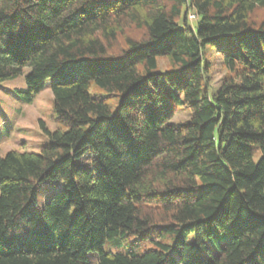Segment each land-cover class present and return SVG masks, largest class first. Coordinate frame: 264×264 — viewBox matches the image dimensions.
Returning <instances> with one entry per match:
<instances>
[{"label":"trees","instance_id":"1","mask_svg":"<svg viewBox=\"0 0 264 264\" xmlns=\"http://www.w3.org/2000/svg\"><path fill=\"white\" fill-rule=\"evenodd\" d=\"M21 75L65 129L0 156V264H264V0H0Z\"/></svg>","mask_w":264,"mask_h":264},{"label":"rangeland","instance_id":"2","mask_svg":"<svg viewBox=\"0 0 264 264\" xmlns=\"http://www.w3.org/2000/svg\"><path fill=\"white\" fill-rule=\"evenodd\" d=\"M190 19L195 20V15L190 14ZM210 60L212 67L210 72L211 85L221 83L226 76L227 70L221 63V58L213 53ZM160 66L168 63L166 58L159 59ZM28 71V70H27ZM26 86L25 76L5 79L0 81V156L10 150L40 152L42 147L50 142L48 131L65 129V126L58 123L54 118L53 92L50 79L45 88L34 96L31 102L21 99L17 93L18 88ZM189 118L187 111L182 110L175 117V121H183ZM60 188L58 181L45 179L37 187V199L43 205L49 195ZM155 234V231H153ZM133 236L122 239L107 240L103 244L104 250L124 251L128 242ZM150 242L147 243L149 245ZM98 257L97 251L88 253L89 264H95Z\"/></svg>","mask_w":264,"mask_h":264}]
</instances>
